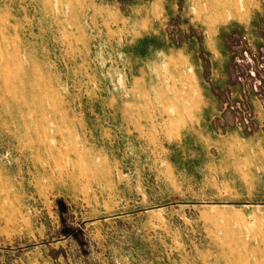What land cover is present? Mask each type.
<instances>
[{"label": "rangeland", "instance_id": "1", "mask_svg": "<svg viewBox=\"0 0 264 264\" xmlns=\"http://www.w3.org/2000/svg\"><path fill=\"white\" fill-rule=\"evenodd\" d=\"M226 1L0 0V264H264V0Z\"/></svg>", "mask_w": 264, "mask_h": 264}, {"label": "bare ground", "instance_id": "2", "mask_svg": "<svg viewBox=\"0 0 264 264\" xmlns=\"http://www.w3.org/2000/svg\"><path fill=\"white\" fill-rule=\"evenodd\" d=\"M198 6L200 8L201 11H207L210 10V8L213 7H229L227 5V1L226 0H222L221 2L219 0H198ZM47 136V135H46ZM49 136V135H48ZM50 138V137H49ZM51 140V139H50ZM255 249V248H254ZM252 251V250H251ZM255 251V250H254ZM253 252V251H252ZM257 261V260H256ZM263 262V261H262ZM252 263V262H251ZM256 263V262H255ZM258 263V262H257ZM256 263V264H257ZM249 264V263H248Z\"/></svg>", "mask_w": 264, "mask_h": 264}]
</instances>
